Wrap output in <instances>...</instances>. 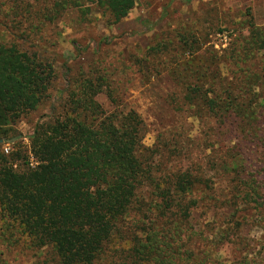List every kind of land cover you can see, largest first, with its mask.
I'll return each instance as SVG.
<instances>
[{
	"label": "trees",
	"instance_id": "obj_1",
	"mask_svg": "<svg viewBox=\"0 0 264 264\" xmlns=\"http://www.w3.org/2000/svg\"><path fill=\"white\" fill-rule=\"evenodd\" d=\"M7 2L10 9L27 13L25 19L34 14L47 21L73 10L84 16L97 8L108 15L110 25L126 18L135 5V0ZM34 4L39 10L29 14ZM249 26V36L236 38L224 59L236 64L253 50L264 49V28ZM218 60L213 54L204 62L206 67L191 72L196 81L185 89L183 98L190 108L199 110L197 116L210 118L213 133L240 124L253 129L251 145L248 140L236 144L240 155L234 159L236 167L231 168L225 159L218 161L217 171H232L239 191L250 183L237 170V160L259 141L264 148V68L239 67L232 85L220 77ZM211 66L216 71L208 79ZM64 67L68 70L67 62ZM53 78V64L38 53L0 43L3 144L17 139L14 124L37 108ZM82 80L69 95L68 111L35 128L30 149L35 166L17 152L9 159V154H0L4 239L24 237L28 248L47 249L46 258L54 264H205L202 259L196 261L191 251L195 233L189 227L193 211L211 189L204 171L192 165L172 173L153 170L142 144V118L136 112L106 114L95 100L96 86ZM206 84L211 87L204 88ZM90 116L96 119L89 122ZM209 164L215 169L213 161Z\"/></svg>",
	"mask_w": 264,
	"mask_h": 264
},
{
	"label": "rangeland",
	"instance_id": "obj_2",
	"mask_svg": "<svg viewBox=\"0 0 264 264\" xmlns=\"http://www.w3.org/2000/svg\"><path fill=\"white\" fill-rule=\"evenodd\" d=\"M38 7L34 4L28 8L29 14ZM24 15L28 14L16 12L7 0H0V43L38 53L53 64L54 78L37 108L16 121L14 131L18 137L12 143H2L0 154L9 146L8 159L16 152L27 159L35 128L64 115L70 93L82 79H89L96 86L95 100L106 114L136 112L142 118V144L153 170L172 173L192 165L204 171L211 189L189 222L195 233L191 251L196 261L264 264L261 141L237 160V170L250 183L238 191L233 172H218V161L225 159L231 168L236 167L234 159L240 158L236 144L254 139L253 129L240 124L213 133L210 118L197 116L199 110L190 108L183 98L185 89L196 81L191 72L201 65L206 67L204 62L213 54L219 59L220 77L227 84L235 83L239 67L264 68V49L253 50L236 64L224 59L236 38L249 36L250 24L264 28V0H135L127 17L113 25L97 8L84 16L69 11L54 21L34 14L25 19ZM213 71L216 69L211 66L206 72L208 79ZM209 87L206 84L204 88ZM95 119L90 116L88 121ZM229 122L236 121L231 118ZM210 161L215 169H210ZM4 230L0 214V264H54L46 258L47 249L28 248L24 237L8 242L2 235Z\"/></svg>",
	"mask_w": 264,
	"mask_h": 264
},
{
	"label": "built area",
	"instance_id": "obj_3",
	"mask_svg": "<svg viewBox=\"0 0 264 264\" xmlns=\"http://www.w3.org/2000/svg\"><path fill=\"white\" fill-rule=\"evenodd\" d=\"M10 150H11L10 147L9 146H6V147H4L3 152L7 155V154H9ZM27 156H28V160L30 162V165L32 167L35 166L36 165V162H35L32 154H30V150H28V155Z\"/></svg>",
	"mask_w": 264,
	"mask_h": 264
},
{
	"label": "water",
	"instance_id": "obj_4",
	"mask_svg": "<svg viewBox=\"0 0 264 264\" xmlns=\"http://www.w3.org/2000/svg\"><path fill=\"white\" fill-rule=\"evenodd\" d=\"M3 143V140L2 139H0V145Z\"/></svg>",
	"mask_w": 264,
	"mask_h": 264
}]
</instances>
